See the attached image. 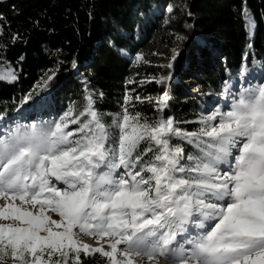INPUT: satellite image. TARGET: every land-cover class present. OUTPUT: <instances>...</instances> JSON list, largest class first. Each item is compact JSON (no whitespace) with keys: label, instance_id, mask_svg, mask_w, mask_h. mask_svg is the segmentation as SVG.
<instances>
[{"label":"snow or ice","instance_id":"1","mask_svg":"<svg viewBox=\"0 0 264 264\" xmlns=\"http://www.w3.org/2000/svg\"><path fill=\"white\" fill-rule=\"evenodd\" d=\"M167 102L165 92L155 124L125 107L113 121L118 137L88 97L83 123L66 113L0 138V264H81V254L97 253L108 264H134L133 255L264 264V83L242 86L192 132L165 119ZM70 124L79 127L69 131ZM173 137L194 151L171 144ZM142 141L149 146L134 155ZM79 234L107 238L110 251Z\"/></svg>","mask_w":264,"mask_h":264},{"label":"trees","instance_id":"2","mask_svg":"<svg viewBox=\"0 0 264 264\" xmlns=\"http://www.w3.org/2000/svg\"><path fill=\"white\" fill-rule=\"evenodd\" d=\"M0 69V138L66 113L83 123L88 97L118 137L113 121L125 107L155 124L165 92V119L197 131L200 117L226 110L232 93L264 83V0H7L0 2ZM170 143L194 151L179 138ZM148 146L142 141L134 155ZM81 264L108 261L81 254Z\"/></svg>","mask_w":264,"mask_h":264},{"label":"rangeland","instance_id":"3","mask_svg":"<svg viewBox=\"0 0 264 264\" xmlns=\"http://www.w3.org/2000/svg\"><path fill=\"white\" fill-rule=\"evenodd\" d=\"M4 1H7V0H0V2H4ZM3 73H4V69H0V76H3ZM219 108L221 110H224L221 107H219ZM47 214L50 215L52 217V219H54V220H58L59 219V217L55 216L51 211H48ZM74 231L78 232L77 229H74ZM77 238L80 239L82 243L88 244V245H90L93 248L99 247L101 245H104L105 246V250L110 251V249L107 248V238H105L104 240L97 241V240L93 239L92 237L85 236L83 234H79ZM120 248L122 250L123 249V245H121ZM131 258L133 259L134 264H170L169 260L168 261L167 260H162L164 257H160V258L157 257V258H154V259H149L147 256H139V257H137V256L133 255Z\"/></svg>","mask_w":264,"mask_h":264}]
</instances>
